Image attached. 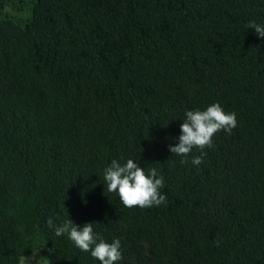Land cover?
Returning a JSON list of instances; mask_svg holds the SVG:
<instances>
[{
    "label": "trees",
    "instance_id": "trees-1",
    "mask_svg": "<svg viewBox=\"0 0 264 264\" xmlns=\"http://www.w3.org/2000/svg\"><path fill=\"white\" fill-rule=\"evenodd\" d=\"M27 2V19L0 42V264L41 245L49 264H100L46 223L82 226L94 213L125 225L92 223L120 240L121 260L147 237L159 262L174 251L199 264H264V38L247 27L264 25V0ZM86 103L99 111L90 126ZM213 103L236 114L225 142L204 149L198 166L195 148L170 153L186 110ZM113 159L156 168L166 203L125 207L104 186ZM231 161L242 166L232 172Z\"/></svg>",
    "mask_w": 264,
    "mask_h": 264
},
{
    "label": "clouds",
    "instance_id": "clouds-1",
    "mask_svg": "<svg viewBox=\"0 0 264 264\" xmlns=\"http://www.w3.org/2000/svg\"><path fill=\"white\" fill-rule=\"evenodd\" d=\"M247 27L257 36L264 38V25L249 21ZM236 126V114L226 113L219 103H213L205 110H186L185 119L179 125L178 142L170 144L169 151L183 158L194 148L199 150L200 155L192 158V164L198 166L206 155L204 149L213 147V136L221 130L231 134ZM180 162L187 163V160L181 159ZM103 180L107 191L118 196L127 208H150L166 203V196L160 192L164 185L163 177L158 175L156 168L149 169L146 174L143 167L133 159H128L123 164L113 159L104 169ZM46 223L50 228H54L56 236L67 234L68 239L81 252H90L100 264H117L122 259L120 240L115 239L110 243L105 241L102 235L94 232L92 222L77 226L68 218L58 226L53 225L51 219ZM39 248L32 256H23L24 264L33 259L35 264H45L47 258L41 256L36 259Z\"/></svg>",
    "mask_w": 264,
    "mask_h": 264
},
{
    "label": "rangeland",
    "instance_id": "rangeland-1",
    "mask_svg": "<svg viewBox=\"0 0 264 264\" xmlns=\"http://www.w3.org/2000/svg\"><path fill=\"white\" fill-rule=\"evenodd\" d=\"M29 16V8H28V2L27 0H1L0 5V42H4L6 40V37L10 34L17 32L19 27L22 26L24 21ZM6 85V75H0V88L4 87ZM260 92L264 95V82L260 85ZM98 109L94 111L93 107L86 103L84 107L81 109V117L87 121V124L90 126V122L94 121L95 119H98ZM232 132V131H231ZM228 133L223 131L217 132L213 136V147L210 149L213 153L216 151V145L215 142H218L219 145L228 137ZM84 155L87 159H91V154L88 149L85 147L83 148ZM224 156H226L227 161H230V158L227 156L226 153H224ZM230 169L232 172L235 171L236 168H240L242 166V163L231 161L229 164ZM171 169V167H168ZM220 168H223L221 166ZM204 178H213V177H219V175H215L211 170H206L204 172V175L202 176ZM228 182L234 186L238 187L240 185V182L235 179L234 177L229 178ZM84 182L81 179L80 176H77L74 181H71V187L74 190H78L81 186H83ZM221 198L231 204L236 203V199L232 196V193H228L226 191H222ZM82 225L85 223H95L96 221L104 222L108 225L111 229H122L124 228V224L118 223L114 224L106 215H101L99 213H94L90 216H85L82 219ZM166 242H172V238L170 234L167 232L165 234ZM40 247V248H39ZM39 250L36 253V259H39L41 256L47 258L45 260V264H49L48 256L50 254L49 249L41 245L39 246ZM38 248L20 256L19 258V264H24V257H30L33 255V252H35ZM138 254L136 257L129 258L127 260H120L117 262V264H199L197 261L185 257V261H181L176 256L175 252H169L167 254L161 253V262L158 261L159 252L155 245L147 238L143 237L141 240L138 241L137 247ZM24 256V257H23ZM27 264H35V259L31 261H27Z\"/></svg>",
    "mask_w": 264,
    "mask_h": 264
}]
</instances>
